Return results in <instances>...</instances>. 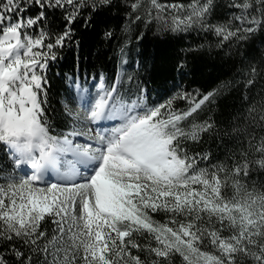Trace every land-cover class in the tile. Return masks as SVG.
<instances>
[{"label": "snow or ice", "instance_id": "1", "mask_svg": "<svg viewBox=\"0 0 264 264\" xmlns=\"http://www.w3.org/2000/svg\"><path fill=\"white\" fill-rule=\"evenodd\" d=\"M0 264H264V0H0Z\"/></svg>", "mask_w": 264, "mask_h": 264}, {"label": "trees", "instance_id": "2", "mask_svg": "<svg viewBox=\"0 0 264 264\" xmlns=\"http://www.w3.org/2000/svg\"><path fill=\"white\" fill-rule=\"evenodd\" d=\"M155 32L153 31L152 33H149L148 36H149V39H152L155 37ZM163 39V38H161ZM193 42H202V37L201 36H198L196 35L195 33L191 34V35H186L183 42L179 43L178 44V47H187L189 46L190 44H192ZM155 45H149V52H152L155 50ZM100 48V45L99 43L97 42V45L95 48H93V56H92V59H95V55H96V51L97 49ZM102 51L104 53H106V55H102L100 57V62L102 64H105L107 65L108 68H111L112 67V64L110 62V60L108 59V57H111L112 56V49L106 44L103 46V49ZM85 56H87V53H85ZM151 63V62H150ZM150 71V69H149ZM159 83L160 81L157 79L156 81H151L150 80V86H153V84H155V86H159ZM187 83V82H186ZM153 98H155V94H153ZM57 98L56 97H53V100H52V103H53V107L55 108H59V105L57 104Z\"/></svg>", "mask_w": 264, "mask_h": 264}]
</instances>
